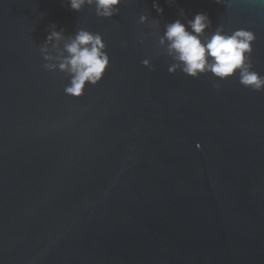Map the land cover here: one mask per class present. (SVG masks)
<instances>
[{"label": "water", "instance_id": "1", "mask_svg": "<svg viewBox=\"0 0 264 264\" xmlns=\"http://www.w3.org/2000/svg\"><path fill=\"white\" fill-rule=\"evenodd\" d=\"M159 4L122 0L109 19L0 0V264H264V91L170 74L157 37L179 9L205 12L208 35L255 34L264 76V0ZM53 23L107 45L110 66L79 98L43 67Z\"/></svg>", "mask_w": 264, "mask_h": 264}, {"label": "clouds", "instance_id": "2", "mask_svg": "<svg viewBox=\"0 0 264 264\" xmlns=\"http://www.w3.org/2000/svg\"><path fill=\"white\" fill-rule=\"evenodd\" d=\"M166 2L171 5L174 0ZM215 2L222 4L224 0ZM65 3L75 12H80L85 6L94 7L98 17L110 19L119 14L122 0H65ZM152 7L158 14H163L159 0H153ZM178 12L179 17L185 19L177 18L174 22L166 23L163 34L157 36L163 54L171 58L172 63L167 69L170 74L180 70L187 76L199 78L211 73L219 80L238 76L239 83L245 88L264 91V76L253 70L251 56L256 36L252 31L244 28L226 31L220 24L208 35L206 30L212 26V22L207 13L199 12L188 19L182 8ZM138 22L147 24L148 16L141 15ZM140 43H144L143 39ZM106 48L99 33L80 28L73 35L66 36L65 30H58L53 23L49 25L40 52L46 62L43 65L45 70L59 71L69 77L65 94L79 98L84 94L86 85H96L103 79L110 66ZM142 64L152 69L151 58L143 59ZM214 86L220 87L219 83ZM196 147L200 148V145Z\"/></svg>", "mask_w": 264, "mask_h": 264}]
</instances>
